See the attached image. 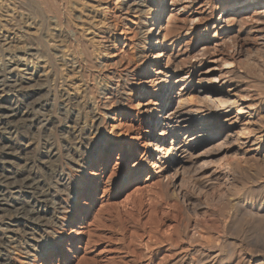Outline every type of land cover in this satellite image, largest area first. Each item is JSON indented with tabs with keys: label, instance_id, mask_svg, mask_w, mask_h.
<instances>
[{
	"label": "rangeland",
	"instance_id": "1",
	"mask_svg": "<svg viewBox=\"0 0 264 264\" xmlns=\"http://www.w3.org/2000/svg\"><path fill=\"white\" fill-rule=\"evenodd\" d=\"M17 1L0 0V82L13 79L23 88L0 89V101L6 107L31 102L35 115L1 131L0 140L13 137L23 149L7 156L0 180L19 171L37 179L48 193L40 216L47 224L30 228L26 217L17 220L32 195L13 194L20 198L0 214V237H8L0 257L8 264H263L264 10L251 9L222 30L214 24L225 16L226 0H181L155 27L162 36L171 30L166 45L175 44L171 50L185 67L235 71L230 77L249 88L254 108L251 119L242 102L221 111L205 106L213 136L196 143L183 133L179 141L189 148L181 164L162 173L159 154L149 147L152 113L139 111L135 96L147 85L140 81L146 76L141 43L152 28L153 0H66L60 23L34 14L32 3L40 0H23L22 9ZM200 69L188 65L181 72L193 77L185 95L197 88ZM228 94L214 96L217 104L235 101ZM1 181L0 189L13 192Z\"/></svg>",
	"mask_w": 264,
	"mask_h": 264
},
{
	"label": "bare ground",
	"instance_id": "2",
	"mask_svg": "<svg viewBox=\"0 0 264 264\" xmlns=\"http://www.w3.org/2000/svg\"><path fill=\"white\" fill-rule=\"evenodd\" d=\"M180 1L181 0H153L151 2L150 13H149V23H152V25H151L152 28H150L151 30H149V33H147L148 36H145V37H147L145 39L146 40L145 43H144V41L141 43L143 45L145 44V47H146V45L148 47H147V49H144L145 47H143V53H144L143 58H144L145 63L142 64L140 62L142 64V66H141V69L139 68L142 71L143 76L146 75L140 81H144V83H146L147 85L145 86L144 89H142V90L140 89L138 93L135 92V96L138 99L137 104H136V108L139 109V111H141L142 107L143 108L145 107V108H147V113H152L151 118H150V122H149L150 123L149 128H150V133H153V135H151V138L149 139V147L150 148L154 147L156 149L154 151H156V153L159 154V159L157 162L159 164H161L159 168L161 169L162 173H165L168 170L174 171L175 166L178 164H181L182 154L186 153L188 148H189V143L184 144V142L179 141L180 138H183V136H182L183 133H185L184 134L185 135L184 136L185 141H187V140H189V142L195 141L196 143H198L199 141H201L205 137L207 138V137L213 136V134L211 135V132L215 131L214 124L213 123H206V122L210 121L209 119H208L209 121H207V118L210 116L209 114H207V111H206L207 107L209 108L211 106V107H214L217 111H219V110L221 111L224 106H227L229 104H236L238 102H242V103L247 104L245 107V109H247L246 115H248V117H251V119H252V117H254V113L252 112L254 108H253L252 103L250 102L252 98H251L250 93H249V88L247 89V88L243 87L242 82H241L242 80L236 81L230 77L231 74H235V71H233V70H230L228 72H223L221 70L219 72V74L217 75L216 70L207 69L208 67L207 68L205 66L203 67L202 64L200 66H198L199 64L197 65L196 63H193V62H187L186 65L187 66L189 65L190 69H194L196 67H198V68L201 67V69H200V72L197 76V82L195 84V86L197 88L192 89L188 95H185L182 92L183 90H186L185 86H188L189 84H191L190 82H191L193 77L188 75L190 73H187L186 77H183V78L180 77L181 72L185 71V68H187V66L185 67L184 66L185 64H183L178 59L180 54L179 55L173 54V50H171V46L175 45V44L170 43L169 45H166L168 43V41H170L168 39H169V35H170L171 30L168 31V29L166 28L167 32L165 33L164 36H162V33H161L162 28L157 27V29H159V32L154 34V31L157 30L155 27L160 25V23H162V19L165 16L164 14H166V12L168 11V9L170 7L176 6L178 3H180ZM26 2H24L23 0H18L17 1L18 6L21 7V8L20 7H18V8L22 9V5L25 6ZM69 2H70V0H69ZM23 3H25V4H23ZM71 3H72V1H71ZM192 3H194V1H192ZM66 4H67L66 0H40V1L33 2L32 6L35 8L34 14L36 13V10H38L40 14L42 13V14H45L46 16L54 15L56 17L57 21H59V23H60V20H61L60 18H63L65 16V14L63 16V13L65 12V10H63L64 12L62 11V8H63L62 6H64L65 9L69 7V6L66 7L67 6ZM30 6H31V4H30ZM224 7L225 8H224L223 12L225 13V16L227 15V17L225 19H224L225 16L221 17L218 21L219 23L217 22L214 24L215 28H220L222 30L225 28L223 26V24H225L226 29H228V24H229L230 20L235 21L237 19V17H240L242 15L244 16V14L249 13L251 9H254V10L262 9V10H264V0H251L250 2H249V0H226V2H224ZM28 8L26 10H28ZM185 8H183V9L185 10ZM30 9H31V7H30ZM67 10L70 11V9H67ZM28 11H30V10H28ZM69 11H67V12H69ZM39 13H38V15H40ZM70 13L71 12H69L68 14H70ZM68 17H70V16H68ZM169 17L171 18L172 16H169ZM263 17H264V15H259V18L261 20L264 19ZM65 18H66V16H65ZM53 21H55V20L53 19ZM190 21L194 22L195 20L192 19ZM62 22L63 21H61V23ZM53 23H56V21ZM30 24L32 25V23H30ZM57 25H59V24H56V27H57ZM69 25H67L68 27H65V28L66 29L70 28ZM60 28H61V26H60ZM169 29H170V27H169ZM60 35L58 34V36H60ZM73 35H71V36H73ZM170 36L172 37V35H170ZM154 37H157V38L154 39ZM62 39H63V37H62ZM75 39H76L75 41L77 42L76 37H75ZM63 42L65 43V41H63ZM174 43H176V41H174ZM82 47H84V46H82ZM85 49L86 48L84 47L83 50L85 51ZM201 51L203 52V53L201 52L202 56H205L206 51H207V47L204 49H201ZM87 52H86V54H87ZM83 53L85 54V52H83ZM129 53H128V55H129ZM87 56H89V53ZM47 57H48V54H47ZM49 57H50V55H49ZM87 58L90 59L91 57H87ZM87 58H86V60H88ZM129 58H130V56L127 58V60H129ZM127 60H125V62ZM132 60H130V61H132ZM134 60H135V57H134ZM48 61H49V59H48ZM88 61L92 62L91 59ZM130 61H129V63H130ZM50 63L51 62L49 61L48 64H50ZM133 63H136V62H133ZM224 64L229 65L228 63H224ZM84 65H86V64H84ZM231 65H232V63H231ZM90 66H91V64H90ZM50 67H52V66H50ZM88 68H90V67H88ZM126 68H124V69H126ZM124 73H123V75H124ZM128 75L126 78V82H128V80H129ZM120 77H121V75H120ZM237 78L241 79L239 77H237ZM124 79L125 78H123V80ZM179 83H184L183 87L180 90L177 89ZM126 84H124V85H126ZM134 84H136V83H134ZM2 88L13 90L14 92H19L18 88H23V87H21V85H20V83H18V81L13 80V79H9V80H4V81L0 82V89H2ZM42 88H43V86H42ZM224 89H228V92H229L228 95L232 94L236 99H235V101H232L230 98H228L225 101H222L221 104H217L218 103L217 97H214V96L221 93L222 90H224ZM172 90L178 91V92L180 91V92L177 94V96H174V92L173 93L171 92ZM205 91H208L207 96H206V98H203L202 96H203V94L206 93ZM181 92H182V94L180 96L179 94ZM148 94L150 95L148 97L149 100H148V102L145 103V101H146L145 99H146V96ZM32 100H35V99H32ZM205 106H207V107H205ZM34 108H35V106L33 103L22 101V100H17L14 107H6L0 101V133H3L4 131L10 132L12 129L11 127L13 125H16V124H14L15 122H19L22 124H24L28 121L30 122V120H32L33 116L35 115V113H34L35 109ZM208 108H207V110H208ZM210 109L211 108H209V110ZM240 112L238 110V113H240ZM35 120L36 119L34 118V121ZM77 122L78 121L76 120L75 123H77ZM197 123H199L198 126H200L199 130L197 131V134H195L194 136H188V134L191 132L190 129L197 127V126H195ZM25 125H24V127H25ZM160 128H162V132L160 134L156 135L155 134L156 131H158V129H160ZM1 131H3V132H1ZM24 132H26V131H24ZM200 132H210L209 133L210 135L209 134H203ZM12 133H13V130H12ZM168 135L173 136L172 143H171V150L170 149L168 150V147H167V143H168L167 136ZM7 139H9V142H6L5 140L4 141L0 140V167L1 168H3L6 164H8V162H6L8 155L9 156H12V155L13 156H16V155L19 156L21 153V151L19 152V150L23 149L22 147H19V145H18L19 143L17 144L18 147L14 146V145H16V141L13 137H9ZM4 143H7V145H5ZM158 163H154V164L158 165ZM22 172L23 171H19V172H15V173L11 172L8 175H4L2 181L0 180L3 184H5L6 187H11L10 189L13 191V192H10L11 190L8 189V191L10 192V194L8 195L3 189H0V214L8 211L9 210L8 207H10L9 204L13 203L14 200L17 201V199L20 198L19 196L15 197L13 194H15V195H18V194L32 195L33 201L31 200V201L23 203L20 200H18V202H21L20 204L23 203L24 205H22L23 206L21 209L22 213L20 212L17 215V220L19 218L26 217V219H29L28 220L29 224H31L30 228H32L33 225H35L37 227H43V225H46L47 223H46V220L44 218H40V216L43 212V205L42 204L44 203V201H46L45 196L48 193L46 194V193L40 191L41 190L40 189L41 184L37 179L33 178L29 174L27 176H25ZM176 172H177V170H176ZM1 187H3V186H1ZM35 196H36V198H35ZM18 211L19 210H17V213H18ZM36 217H39L38 218L39 220L36 219ZM49 224H50V222H49ZM15 226H17V225H14V227ZM33 230H35V229L33 228ZM14 232H15L14 229L8 228L7 233H14ZM6 239H8V237H6L5 235H3V237H0V246L5 245ZM59 247L62 248L64 246L62 244H59ZM44 261H46V259H44ZM0 264H8V262L6 259L0 257ZM42 264H44V263H42Z\"/></svg>",
	"mask_w": 264,
	"mask_h": 264
}]
</instances>
